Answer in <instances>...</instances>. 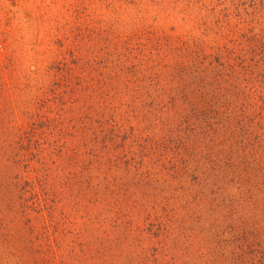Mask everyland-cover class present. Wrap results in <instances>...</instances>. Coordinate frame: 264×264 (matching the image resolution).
<instances>
[{
    "label": "trees",
    "instance_id": "16d2710c",
    "mask_svg": "<svg viewBox=\"0 0 264 264\" xmlns=\"http://www.w3.org/2000/svg\"><path fill=\"white\" fill-rule=\"evenodd\" d=\"M158 5L191 28L134 42L149 27L122 31L116 20L102 36L118 47L83 60L82 79L93 74L114 126L80 115L73 126L59 118L20 129L15 161L35 156L43 166L27 187L15 175L12 207L26 215L24 195L59 175L70 192L66 203L32 202L40 210L24 222L30 264H169L172 250L181 264H264V10L244 14L227 0ZM119 109L139 120L129 135ZM49 148H59L56 161ZM82 210L111 234L61 227Z\"/></svg>",
    "mask_w": 264,
    "mask_h": 264
},
{
    "label": "rangeland",
    "instance_id": "374dc122",
    "mask_svg": "<svg viewBox=\"0 0 264 264\" xmlns=\"http://www.w3.org/2000/svg\"><path fill=\"white\" fill-rule=\"evenodd\" d=\"M254 1L227 0L232 10L238 8L244 14H253L256 6L264 10V0ZM161 9L158 0L137 3L135 0H0V264H15L19 259H25L24 264L32 262L33 252L24 242V222L27 216L38 215L40 207L32 204L34 199L66 203L70 198V192L61 187L59 175L43 181L45 188L38 184L37 190L24 195L31 206L26 215L12 207L20 202L15 175L23 176L20 188L27 187V181H37L43 166L35 156H31V161H15L20 129L29 130L34 122L59 118L73 126L80 115L89 117L88 122L101 119L109 128L114 126L115 122H110L111 105L100 104L96 98L98 92L94 93L90 87L93 74L89 78L85 74L88 81L82 79L83 60L99 58L118 47L113 40L102 36L103 29L116 20L122 31L135 23L149 27L151 33L143 37L145 40L134 42L157 41L161 31L181 33L191 28L185 25L182 13L177 11L174 17H168V12ZM124 111H117L116 120L122 125L124 135H129L131 126L137 127L139 120L133 113L127 115ZM48 153L56 161L59 148H49ZM62 159L61 166H65ZM52 160L48 167L56 164ZM99 225L91 222L82 210L73 221L62 220L61 227L88 230L89 235L100 237L108 229L107 233L111 234L110 227ZM175 254L176 250H172L165 257L166 262L173 263ZM180 260L174 263L181 264Z\"/></svg>",
    "mask_w": 264,
    "mask_h": 264
}]
</instances>
